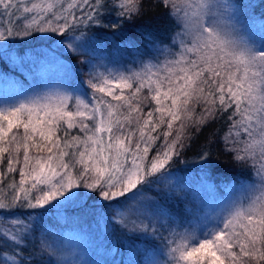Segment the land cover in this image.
Instances as JSON below:
<instances>
[{"label":"snow or ice","instance_id":"6c2138e0","mask_svg":"<svg viewBox=\"0 0 264 264\" xmlns=\"http://www.w3.org/2000/svg\"><path fill=\"white\" fill-rule=\"evenodd\" d=\"M255 7L0 0V264H264ZM157 9L164 28L136 23ZM217 120L239 168L219 182L216 133L183 159L189 130ZM177 163L195 174L179 175ZM90 199L101 202L105 236L122 233L121 260L111 241L101 254L113 259L93 258L82 218L64 215L72 205L87 215Z\"/></svg>","mask_w":264,"mask_h":264},{"label":"trees","instance_id":"16d2710c","mask_svg":"<svg viewBox=\"0 0 264 264\" xmlns=\"http://www.w3.org/2000/svg\"><path fill=\"white\" fill-rule=\"evenodd\" d=\"M146 2L151 8L153 0H146ZM241 2L245 4L249 2L253 3L256 5L254 8L255 15L257 17L264 16V0H241ZM160 11V9H157L155 12L149 11L147 15L136 23L142 27H151L156 29L164 28L167 21L166 19H162L160 17ZM140 30V27H137L134 31L139 32ZM105 36L110 37V33L101 32L98 34L99 39H104ZM116 39L117 42H119V39ZM105 42L111 46V37ZM6 70L10 72L12 71L10 67ZM226 130L227 125L224 120L210 122L208 125L203 127L198 134L195 129H190L189 134L193 136V139L189 142L191 147L185 149L183 156L184 160L193 161L196 154L200 151L201 146L208 141L209 136L216 133L214 139L217 142L211 145L213 159H217L221 165L220 169L215 174L216 182L227 180L233 174V170H239L238 166L233 163L231 156L223 152V144L219 142V137L222 136ZM175 166L184 170L179 172V175L183 176L186 174H195V169L187 167L185 164L177 163ZM86 211L87 215H84L83 211L77 205H72L68 207V209L64 212V215L68 216L70 219L77 217L82 218L83 223L81 226L83 227L84 232L90 234V238L88 240L90 242L91 240L93 241L94 249L97 251V256L95 257L108 260L113 259V257L101 254L110 247L109 241H111V245H116L120 249L119 252L116 253L115 259L121 260L122 256L126 255L123 246L118 244V240L122 237V233L119 228H117L111 236H105L103 232L104 225L102 219L104 210L101 208V202L94 199L88 200V207ZM98 220L99 223H97Z\"/></svg>","mask_w":264,"mask_h":264},{"label":"rangeland","instance_id":"374dc122","mask_svg":"<svg viewBox=\"0 0 264 264\" xmlns=\"http://www.w3.org/2000/svg\"><path fill=\"white\" fill-rule=\"evenodd\" d=\"M90 238V234L89 233H87V232H85V236H84V239L91 245V247L94 249V243H93V241L91 240V242L88 240ZM93 258H99V257H93ZM99 259H101V258H99Z\"/></svg>","mask_w":264,"mask_h":264}]
</instances>
